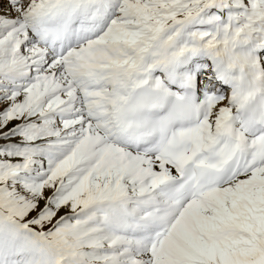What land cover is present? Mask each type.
<instances>
[{
  "label": "snow or ice",
  "instance_id": "1",
  "mask_svg": "<svg viewBox=\"0 0 264 264\" xmlns=\"http://www.w3.org/2000/svg\"><path fill=\"white\" fill-rule=\"evenodd\" d=\"M0 264H264V0H0Z\"/></svg>",
  "mask_w": 264,
  "mask_h": 264
}]
</instances>
